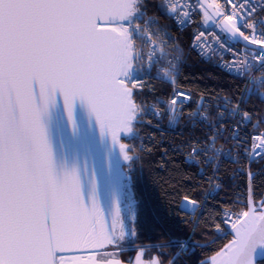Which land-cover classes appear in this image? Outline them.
<instances>
[{"label": "snow or ice", "instance_id": "snow-or-ice-1", "mask_svg": "<svg viewBox=\"0 0 264 264\" xmlns=\"http://www.w3.org/2000/svg\"><path fill=\"white\" fill-rule=\"evenodd\" d=\"M130 4L131 0H0V264H125L119 255V241L124 239L119 214L107 227L95 203L85 207L74 173L57 178L34 84L45 108L59 91L70 123L73 101H84L101 132L106 128L123 159L130 160L120 136L133 131L144 106L143 83L122 71L117 56L116 36L131 27ZM224 4L230 5V12L212 0L203 10L205 19L221 17L218 23L242 38L246 47L256 45L248 51L264 67V20L254 22L257 8L264 10V0L260 5L253 0H224ZM180 11L191 19L183 5ZM169 12H176V6ZM205 35L193 33L191 46H205ZM240 55L232 56L230 71H235ZM188 100L189 93L176 89L164 108L177 118ZM156 103L159 117L163 101L157 98ZM231 115L239 117L233 129L234 138H239L250 114L237 104ZM253 139L259 141L257 147H264V133ZM200 154L193 148V156ZM185 203L199 205L190 197ZM231 215L225 213L222 222L231 225L233 240L203 264H260L264 206L249 207L235 219ZM208 227L220 230L219 224ZM85 249L96 250L93 259L83 258ZM127 264H165L164 254L152 255L141 247Z\"/></svg>", "mask_w": 264, "mask_h": 264}, {"label": "trees", "instance_id": "trees-1", "mask_svg": "<svg viewBox=\"0 0 264 264\" xmlns=\"http://www.w3.org/2000/svg\"><path fill=\"white\" fill-rule=\"evenodd\" d=\"M136 8L139 22H151L155 29L169 32L182 47H187L191 28L177 29L161 0H147L146 8L145 0H142ZM178 85L194 99L204 98L210 110L215 112L214 99H218L220 105L235 104L240 99L243 79L222 72L213 61L192 53L178 77ZM159 90L162 89L156 86L153 93L142 94L141 99L145 103ZM242 105L257 123L255 130L264 133V99L253 97ZM213 121L196 125L184 119L178 127L170 129L145 114L134 125L132 134L122 138L121 143L125 144L131 157L123 166V183L129 187L133 199V212L124 239L119 241V255L125 264L134 259L141 247L152 255L162 252L165 264L169 259L173 264H203L231 241L221 214L247 207L250 161L239 152V147L246 143L250 129L241 133L239 141H223L232 159L222 160L215 172V165L206 164L201 156L188 159L193 148L219 140ZM192 141L201 143L192 144ZM250 173H255L252 180L254 205L263 204L264 158L253 161ZM213 177L219 182L220 189L206 197ZM185 197L199 202L196 213L181 209ZM118 221L121 224L120 218ZM209 224H219L220 232L215 227L209 228ZM185 243L188 246L182 251Z\"/></svg>", "mask_w": 264, "mask_h": 264}, {"label": "built area", "instance_id": "built-area-1", "mask_svg": "<svg viewBox=\"0 0 264 264\" xmlns=\"http://www.w3.org/2000/svg\"><path fill=\"white\" fill-rule=\"evenodd\" d=\"M207 1L209 3L212 2V0ZM161 3L167 16L171 18L177 29L185 30L191 28V34L189 43L184 48L169 32L162 29H155L151 22L142 23L137 18L128 19L131 22V27L128 30V44L132 56V71L130 73L134 77L139 78L143 83L142 94L153 93L156 86L162 89L152 99L144 103L142 117L147 114L153 121L165 123L170 129L178 127L184 119L190 120L192 124L194 123L196 125L210 120L213 121L212 119H214L213 122L216 123L215 136L219 140L215 142L211 140L210 144L204 143L196 149L201 152L198 156L203 157L206 164L213 163L215 165V172L219 168L222 160L226 158L232 159L231 153L228 152V148L223 144V141L226 143L239 141L242 138L241 133L246 129H250V133L247 134L246 143H241L239 147V152L247 160H250L252 152H254L259 144V141L254 140L253 137L261 134L255 130L257 123L254 122L250 115L251 118L247 124L239 129V138H234L233 129L237 127L239 117L231 115V113L237 104L243 108L242 104L247 103L253 97L264 99V67H260V61L256 58L255 53L248 51V49L254 48L246 47V45L231 37L214 17L206 20L203 14L205 7L202 3L196 5L195 0H192L191 4L189 0H161ZM216 3L221 4L222 10L225 12L231 11L230 5H225L224 0H216ZM253 3L260 5L261 0H253ZM173 5L176 6V12H169V9ZM181 5H183L184 11L189 12L191 19L185 18L182 15L180 11ZM261 20H264V10L258 7L254 14V22ZM179 21H184V23L180 24ZM244 30L246 32L250 31V29ZM201 31L206 33L202 37L205 46L193 48L191 46L193 44V33H199ZM221 44L224 47H221ZM229 49H234L235 52L229 51ZM192 53L198 55L203 60L213 61L222 72L243 79L241 97L235 104L227 102L226 105H220V101L214 99L212 101L214 112L210 110L209 104L204 98L196 100L190 92L184 91L179 87L178 77L189 55ZM236 53H240L241 55L237 57L238 64L236 65L235 71H230L228 67L232 66V56ZM172 80H176L175 85L169 82ZM139 86L138 84L134 87ZM176 89L190 94V100L186 101L184 108L178 114L177 118L171 116L164 108V105L169 103L172 92ZM157 98L163 101L159 109L162 114L159 117L157 116ZM188 109L190 111H187ZM139 142H142V139ZM192 152L193 150L191 151V158H188L189 160H193L195 157L192 155ZM263 152L264 147H259L253 153L252 159ZM262 157L264 158V154L256 159ZM219 189L220 184L216 180V177H213L210 190L206 197L217 193ZM247 210L248 208L245 207L237 211H223L221 221H223L225 213H231V218L235 219ZM223 227L228 232L232 229L231 225L226 223H223Z\"/></svg>", "mask_w": 264, "mask_h": 264}, {"label": "water", "instance_id": "water-1", "mask_svg": "<svg viewBox=\"0 0 264 264\" xmlns=\"http://www.w3.org/2000/svg\"><path fill=\"white\" fill-rule=\"evenodd\" d=\"M201 3L205 8L209 4L207 0H201ZM133 5L134 0H131L127 19L131 16ZM208 11L212 12V9H208ZM213 17L217 21L221 20L219 16ZM220 25L224 28L223 24ZM225 31L245 45V42L238 35L234 36L226 29ZM116 39L118 41L117 56L122 65L123 52L119 34H117ZM248 47L256 48L257 46L248 45ZM34 91L37 107L41 109V125L44 128L46 139L51 149L52 163L57 178L63 179L66 174L74 173L79 180L81 196L85 207L91 208L95 203L102 213L101 223L110 228L113 220L117 219V213L119 214L118 219L121 215V205L124 195L123 182L125 178L123 166L128 161L123 159L118 145L113 142L108 130L105 128L103 133L101 132L94 114L91 113L84 101L80 99L73 101L72 122L70 123L65 111L63 98L59 91L55 93V101L52 102L50 100L46 108L41 104L39 88L35 84ZM131 134L132 132L127 135L121 134L120 142L122 138L128 137ZM258 149L259 147L254 152ZM254 152L251 154L247 171L248 210L249 207H255L252 190V180L255 173H250V166L254 159L264 154L263 152L252 159ZM249 174H251L252 179H249ZM228 233L232 241L234 230L231 229ZM227 245L219 252L223 251ZM204 246L206 245L202 247ZM95 251L94 249H85L82 250V254L90 255L94 254Z\"/></svg>", "mask_w": 264, "mask_h": 264}, {"label": "rangeland", "instance_id": "rangeland-1", "mask_svg": "<svg viewBox=\"0 0 264 264\" xmlns=\"http://www.w3.org/2000/svg\"><path fill=\"white\" fill-rule=\"evenodd\" d=\"M141 1L142 0H134L133 10H132V13H131V16L129 19H131V18L136 19L137 14H138V9L136 7L140 4ZM134 10H135V13H134ZM256 160H258V159H256ZM123 191H124V195H123V200H122V205H121V215H120L121 224H120V226H121V228L125 234L127 227H128V219L133 212V199H132L131 192H130V189L128 186H124ZM181 209L188 212V213L194 214V213H196L198 206L194 207V206L188 205L187 203H185V199H184L181 203ZM118 229H119V225L117 227V231H118ZM187 246H188V244L185 243L182 247V251H185ZM107 250H111V246ZM83 258L85 260H91L94 258V254L83 255ZM95 258L98 259L99 257H95Z\"/></svg>", "mask_w": 264, "mask_h": 264}, {"label": "bare ground", "instance_id": "bare-ground-1", "mask_svg": "<svg viewBox=\"0 0 264 264\" xmlns=\"http://www.w3.org/2000/svg\"><path fill=\"white\" fill-rule=\"evenodd\" d=\"M122 42V71L127 74L132 71V56L131 51L128 44L129 33L128 30L122 34H119Z\"/></svg>", "mask_w": 264, "mask_h": 264}, {"label": "flooded vegetation", "instance_id": "flooded-vegetation-1", "mask_svg": "<svg viewBox=\"0 0 264 264\" xmlns=\"http://www.w3.org/2000/svg\"><path fill=\"white\" fill-rule=\"evenodd\" d=\"M261 206H264V203L263 204H260V205H255V207H261Z\"/></svg>", "mask_w": 264, "mask_h": 264}]
</instances>
